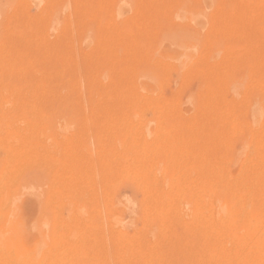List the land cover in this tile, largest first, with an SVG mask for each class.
<instances>
[{
  "label": "rangeland",
  "instance_id": "1",
  "mask_svg": "<svg viewBox=\"0 0 264 264\" xmlns=\"http://www.w3.org/2000/svg\"><path fill=\"white\" fill-rule=\"evenodd\" d=\"M251 1L0 0V181L9 189L0 192H9V216L37 259L56 245L74 249L37 264H211L213 243L241 264L229 240L196 227L194 154L198 131L215 128L230 141L233 175L256 156L250 134L264 133V95L254 87L264 81V18L253 16ZM107 39L117 44L112 62L111 45L102 50ZM233 57L249 64L231 65ZM229 107L243 125L237 135L213 119ZM145 143L161 147L159 170H150Z\"/></svg>",
  "mask_w": 264,
  "mask_h": 264
},
{
  "label": "bare ground",
  "instance_id": "2",
  "mask_svg": "<svg viewBox=\"0 0 264 264\" xmlns=\"http://www.w3.org/2000/svg\"><path fill=\"white\" fill-rule=\"evenodd\" d=\"M247 1H251V0H247ZM99 3H101V2H99ZM211 3L213 4V2H211ZM253 4L255 6H257L258 10H260L259 12H257L255 10V8H253ZM263 6H264V1H259V0H252L251 1V4H249V8H251V12L253 13L254 17L262 16L264 18V12L262 9ZM126 8H127V5H126ZM128 8L130 10V7H128ZM63 10H64V8H63ZM11 11H12V9H11ZM130 13H131V10H130ZM4 14H5V12H4ZM62 15H64V12ZM114 15H115V13L111 12V15H110L111 21H115ZM179 16H180V14H179ZM190 25L192 26V24H190ZM159 27H160V25H159ZM259 29H261L260 34L264 35V22H263V25L261 26V28H259ZM19 30H21V29H19ZM201 32H202V30H201ZM234 33H237V31L234 30ZM75 38H76V36H75ZM65 39L66 38H64V41H65ZM140 39H141V37H140ZM251 39L253 40V38H251ZM262 44L264 45V40H263ZM109 45H111V47L113 49H112V53L110 55H107V61L112 62V60L114 58H117L116 54H113V51L117 50L116 41L113 42V39H107L106 45L104 47H102V50L105 53L108 52ZM113 45L116 48H114ZM169 47H170V44H169ZM196 47L194 48V51H196ZM167 50H169V49H167ZM164 51H165V48H164ZM164 51H163V53L169 52V51H165V52ZM171 51L172 50H170V52ZM262 51H264V48ZM225 52H228L227 49L225 50ZM259 52H261V50H259ZM185 54H186V51H185ZM254 57L257 58V54ZM233 59L234 60L231 59L232 60L231 65H234V63H236V61H237V64H244V63L246 65L249 64L247 62H243L244 61L243 59H238V58L236 59L234 57H233ZM259 59H260L261 65H263V67H264V55L261 56ZM228 61L230 62V59ZM92 67H93V65H92ZM121 67H123V66H121ZM255 67H257V65H255ZM255 67H252V66L248 67L247 66L245 68V70H247L249 72L247 77H249V79L252 80L253 82H254V78H255V74H256V71L254 70ZM227 72H230V70H227ZM211 74H213V73H211ZM232 74L233 73L230 72V74L228 75V76H231L230 79L232 78ZM236 83H241V82L237 81ZM254 83H255L254 87L258 88V90L262 93V95H264V81L261 82V81L255 80ZM72 84H73V82H72ZM198 85H201L200 82L198 83ZM95 88H96V86H95ZM120 88H122V87H120ZM208 89H209V92L212 93V100H216L218 98L217 94H216L217 91L215 89H213V86H211V85H208ZM231 89H233V88H231ZM193 91H195V90H193ZM186 98H188V97L186 96ZM184 100L186 102L185 98H184ZM83 104H85V103L83 102ZM212 105L213 104H211V103H207V104H205V108L209 109L212 107ZM75 107H76V105H75ZM86 108H87V106H86ZM157 108H159V107H157ZM162 109H163V107H162ZM222 110H223V112L218 117H213V119L216 120V122L220 123V125L221 124L228 125V126L230 125L231 126V133L234 135H237L238 129L243 127V125L242 124L239 125V123L237 125L235 124V122H237L238 119H237V117H234V119H232L230 107L228 109H225V110H224V108H222ZM80 117H82V116H80ZM228 117L230 118V121L225 122V121H227ZM134 119H135V116H134ZM261 120H262V118H261ZM28 126H29V124H28ZM147 130H148V128H147ZM198 132H199V134H198L199 137L197 140V146H199V147L197 150V154L196 155L194 154L195 158L197 159L196 160L197 167L195 169H196V173L198 175V178L196 180L197 183L195 185V187H196L195 190H197V193L194 196V203H193L194 216H195L196 224H197L196 227H197V229H201L203 232L209 233L208 236L211 237L212 239L218 238L219 236H224L225 239L229 240L232 243V245L235 246V250H234L235 256L234 257L237 261H240L241 264H264V188L261 189V183L262 184L264 183V155H263V153H264V133H262L260 135H256L254 132H251L250 139H251V143L254 144L256 147L255 148L256 149V156L251 158V159L248 158V160L244 162V165H242L239 176L238 175L235 176L229 170V165L232 162H234V160H232V158L230 157V141L228 140V138L223 137L224 132L221 130H216L215 128L209 129L208 131L206 130L205 131L206 136L205 135L201 136L200 130ZM149 133H150V131H149ZM129 134H131V132ZM203 136H204V138H203ZM11 141H12V139L10 141H8L9 145H11L9 143ZM134 145L136 147H138V144L137 145L134 144ZM143 146H144V152L143 153H144L145 157H148V158L154 157L153 160H151L152 161V168L150 170L152 172H154V170H156V169L159 170L158 166H160V164L163 163V161H161V160L157 161L156 155L158 157L159 153H161L160 152L161 147H154V149H151V147H149L150 145H148L147 143L143 144ZM84 149H86V147ZM1 151H3V150H0V154H1ZM172 151L173 150H171L170 153H172ZM238 154L241 155L240 152ZM94 155H95V153H94ZM148 168H150V167H148ZM100 170L102 171V169H100ZM164 171L166 173L167 167H164ZM2 174H4V173H2ZM42 177H44V176H42ZM125 177H126V175H125ZM45 178L46 177H44L43 179H45ZM150 179H152V178L150 177ZM4 182L5 181H0V185L5 187L6 191H9L8 184L4 183ZM140 182L143 186L145 183V180L143 178H141ZM251 182L252 183L253 182H259L260 185L258 184L259 186H256V185L252 186L254 184H252ZM151 184L153 186L155 184L158 187L157 181L155 183L154 182L147 183L144 186L145 189L147 190V192L150 191L151 186H152ZM125 186H127V185H125ZM170 186H171V189L177 194V196L182 195V193H183L182 188L185 189L183 187V185L181 184V182L178 184H175L173 179H171V185ZM5 190H4V194L0 192V261H1V258H4L5 261H7L8 259H12V260L19 262L20 264H24V263L25 264H27V263L37 264V262L46 261L48 259V257L49 258H52V257L53 258H57V257L60 258V256H62V257L66 256L68 254V252H74V249H71V247H69L68 245H66V243H64V244H61L60 247L58 245H56L54 249L53 248L50 249L49 254H47L46 252L43 253L41 256L42 258L40 260H39V258L37 259L36 250L26 246L24 239H23V236L21 235V233L19 234L20 228H19L18 224L14 220H12L9 216V212H10L9 209L10 208H9L8 200H9L10 196H9V192H6ZM134 192H135V189H134ZM132 193H131V195H132ZM133 195H134V193H133ZM162 196L164 198L167 197V199H168V195L161 194V197ZM79 199H80V197H79ZM78 203H80V202H78ZM174 205L175 204H173V207H174ZM75 208H76V211L82 210L80 208H79L80 209L79 210L77 207H75ZM176 209H178V208H176ZM186 209H187V207H186ZM74 210L72 212H75ZM187 210H189V209H187ZM160 213H161L160 216L166 215V214H164V211H162ZM175 213H177V212H175ZM73 215H75V214H73ZM84 215L87 216L86 213ZM82 216H83V214H82ZM83 217H81V218L83 219ZM85 221H87V219ZM157 231H159V230H157ZM76 237H77V235H76ZM154 238H157V237H154ZM75 241H76V239H75ZM206 250L209 251V254L211 255V261H210L211 264L216 263L219 260H221V261L225 260L224 263L229 264V261H230L229 258L232 256L231 250H228L221 245L218 246L217 244H214V243L211 244L210 246H207ZM244 252H247L246 256L243 255ZM70 254L72 255V253H70ZM93 255H95V254H93ZM111 256H112V254H111ZM234 257H232V258H234ZM183 261H182V263L184 264ZM173 262H174V260H173Z\"/></svg>",
  "mask_w": 264,
  "mask_h": 264
}]
</instances>
